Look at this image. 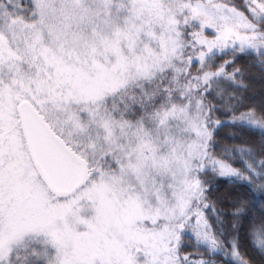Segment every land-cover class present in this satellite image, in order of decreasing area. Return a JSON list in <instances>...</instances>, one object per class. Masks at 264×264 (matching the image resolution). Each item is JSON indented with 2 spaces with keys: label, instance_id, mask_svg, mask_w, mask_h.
<instances>
[{
  "label": "snow or ice",
  "instance_id": "1",
  "mask_svg": "<svg viewBox=\"0 0 264 264\" xmlns=\"http://www.w3.org/2000/svg\"><path fill=\"white\" fill-rule=\"evenodd\" d=\"M0 264H264V0H0Z\"/></svg>",
  "mask_w": 264,
  "mask_h": 264
}]
</instances>
